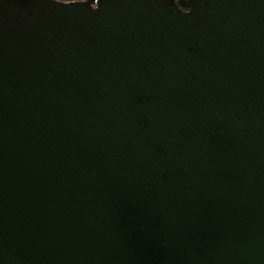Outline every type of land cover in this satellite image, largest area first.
Here are the masks:
<instances>
[{
    "label": "water",
    "instance_id": "1",
    "mask_svg": "<svg viewBox=\"0 0 264 264\" xmlns=\"http://www.w3.org/2000/svg\"><path fill=\"white\" fill-rule=\"evenodd\" d=\"M0 0V264H264V0Z\"/></svg>",
    "mask_w": 264,
    "mask_h": 264
},
{
    "label": "trees",
    "instance_id": "2",
    "mask_svg": "<svg viewBox=\"0 0 264 264\" xmlns=\"http://www.w3.org/2000/svg\"><path fill=\"white\" fill-rule=\"evenodd\" d=\"M176 2L182 9L186 10V4H185V2L183 0H176Z\"/></svg>",
    "mask_w": 264,
    "mask_h": 264
},
{
    "label": "rangeland",
    "instance_id": "3",
    "mask_svg": "<svg viewBox=\"0 0 264 264\" xmlns=\"http://www.w3.org/2000/svg\"><path fill=\"white\" fill-rule=\"evenodd\" d=\"M62 1H67V0H62Z\"/></svg>",
    "mask_w": 264,
    "mask_h": 264
}]
</instances>
